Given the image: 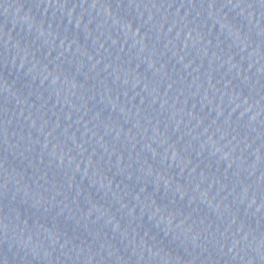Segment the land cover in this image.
Returning a JSON list of instances; mask_svg holds the SVG:
<instances>
[{"label": "water", "instance_id": "95a60500", "mask_svg": "<svg viewBox=\"0 0 264 264\" xmlns=\"http://www.w3.org/2000/svg\"><path fill=\"white\" fill-rule=\"evenodd\" d=\"M0 205L264 264V0H0Z\"/></svg>", "mask_w": 264, "mask_h": 264}]
</instances>
